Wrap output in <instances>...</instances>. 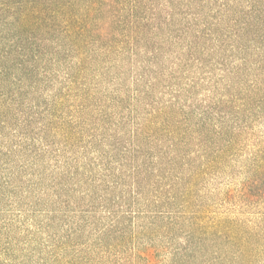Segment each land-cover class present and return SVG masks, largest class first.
I'll return each instance as SVG.
<instances>
[{
  "label": "trees",
  "instance_id": "1",
  "mask_svg": "<svg viewBox=\"0 0 264 264\" xmlns=\"http://www.w3.org/2000/svg\"><path fill=\"white\" fill-rule=\"evenodd\" d=\"M263 118L264 0H0V264H264Z\"/></svg>",
  "mask_w": 264,
  "mask_h": 264
},
{
  "label": "rangeland",
  "instance_id": "2",
  "mask_svg": "<svg viewBox=\"0 0 264 264\" xmlns=\"http://www.w3.org/2000/svg\"><path fill=\"white\" fill-rule=\"evenodd\" d=\"M249 138L251 139L250 142L246 143L248 148L244 151L246 155H249L254 151L253 147L255 144L264 140V118L254 126L253 132H251ZM239 165L240 164L237 163L234 170H229L226 175L214 176L210 180L207 186V192L210 193V198L217 200L225 189H229V187H237L241 184L244 176L239 173V170H241V166ZM248 211L251 212V215H255L259 210L248 209Z\"/></svg>",
  "mask_w": 264,
  "mask_h": 264
}]
</instances>
